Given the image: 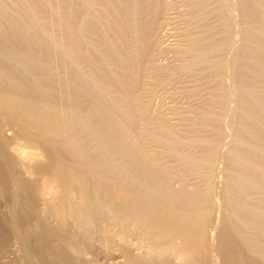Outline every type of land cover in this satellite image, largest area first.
I'll return each mask as SVG.
<instances>
[{"label":"rangeland","instance_id":"374dc122","mask_svg":"<svg viewBox=\"0 0 264 264\" xmlns=\"http://www.w3.org/2000/svg\"><path fill=\"white\" fill-rule=\"evenodd\" d=\"M104 1L0 0V264H228L226 243L239 264H264V0L256 17L243 0H144V24L117 5L129 60L109 50ZM13 92L38 96L55 129ZM132 160L199 204L177 210L199 237L166 233L162 214L141 219L111 191L108 174L130 176Z\"/></svg>","mask_w":264,"mask_h":264},{"label":"bare ground","instance_id":"6f19581e","mask_svg":"<svg viewBox=\"0 0 264 264\" xmlns=\"http://www.w3.org/2000/svg\"><path fill=\"white\" fill-rule=\"evenodd\" d=\"M144 0H107V2L111 5L110 7H111V9L110 10H108L109 12V15L113 18V17H116L117 19H112L111 18V20H114V22L113 23H111V24H109V29H107L108 30V32H110V35L113 37V39H111V40H113V41H111V40H109L112 44H114V49H112L111 50V46H112V44H111V46H110V51H113V50H115V48H117V50H116V52H117V54L120 56V53H118V50H123L124 48H125V46H127V45H125V43L127 42L126 40H127V38H126V36L128 37V34H127V32L125 31L126 29H128L127 27H125L127 24L126 23H128L129 21H126V19H128V18H126L127 17V15H129L128 17H129V19H130V17H131V15H132V18L133 19H130V20H134L135 22H139L140 24L142 23V24H144V23H146L145 22V20L147 19H145L143 16L142 17H137V14L135 13V12H137L138 13V10H142V13L144 12L143 11V9H144V5H147V3H146V1H144ZM159 2V0H154V2L155 3H158ZM256 1L257 0H243V2H242V7H243V10H244V13L246 14V15H248L249 17L251 16H253V17H256L257 16V14H258V12H257V7H256V5H257V3H256ZM80 2L82 3H80L81 5L80 6H84V8L86 9V11L88 12H90V10L92 9L91 7H93L92 5V0H80ZM94 2V1H93ZM104 2H106V0L104 1ZM153 2V3H154ZM146 3V4H145ZM148 3H149V0H148ZM226 3V2H225ZM94 5H95V3H94ZM120 6V9L123 11V12H125V13H123V12H119V11H121L120 9H119V7H118V9L119 10H117V8H116V6ZM226 5V4H225ZM146 7V6H145ZM82 8V7H81ZM84 8H82V9H84ZM116 8V9H115ZM147 9H148V7H146ZM145 8V9H146ZM84 9V10H85ZM95 9V8H94ZM93 9V10H94ZM94 12V11H93ZM120 13V16H122L121 14L123 13V15H125V16H122V17H120V16H118L119 15V13ZM85 13V12H84ZM148 13V12H147ZM87 14V13H86ZM101 15V14H100ZM108 15V16H109ZM88 16V15H87ZM91 16H93V15H91ZM120 17V18H118V17ZM140 16V15H139ZM36 17V16H35ZM98 17H99V14H98ZM101 17V16H100ZM99 17V18H100ZM124 17V18H123ZM150 17V16H149ZM97 21H98V19H97V16H95L94 17ZM95 19H93V20H95ZM128 19V20H129ZM96 21V22H97ZM130 24V23H129ZM138 24V23H137ZM135 25V24H134ZM146 25V24H145ZM107 26V25H106ZM106 26H102V28L104 29V27H106ZM134 27H136V25L134 26ZM144 27H146V29H148L147 27H148V25L147 26H144ZM126 28V29H125ZM101 29V28H100ZM105 31V32H104ZM104 31H101L100 30V32L102 33H106V29H104ZM132 31V30H131ZM136 31V30H135ZM107 32V34L106 35H108L109 33ZM126 32V33H125ZM139 32V31H138ZM146 32V31H145ZM141 33L139 36H136L137 38H138V44H139V50H141V51H144V50H146L147 48H148V43L149 42H147V39H146V33ZM100 33V34H101ZM127 34V35H126ZM137 34V33H136ZM103 35V34H102ZM105 35V34H104ZM105 35V36H106ZM133 35H134V32H133ZM260 35L264 38V27L263 28H261V30H260ZM82 36L83 35H79V38H81V40L80 41H83L84 39L82 38ZM109 36V35H108ZM107 36V37H108ZM135 38V37H134ZM83 39V40H82ZM129 39V38H128ZM87 40V39H86ZM134 40V39H133ZM85 41V40H84ZM129 41V40H128ZM88 42V41H87ZM86 42V43H87ZM109 42V43H110ZM85 43V42H84ZM108 43V44H109ZM136 43V42H135ZM92 44V43H91ZM90 45V44H89ZM93 46V48H94V45H92ZM136 46V45H135ZM112 47V48H113ZM137 49V48H136ZM262 48H256L255 50H256V52H257V54H258V56L260 57V58H262V57H264V54H262V53H260V52H264V50H261ZM124 51H126V49L124 50ZM147 51V50H146ZM191 51H193V53H195L198 57L201 55V54H203V50L201 49V48H199L197 45H195V46H193L192 48H191ZM260 51V52H259ZM115 52V51H114ZM113 52V53H114ZM110 53H112V52H110ZM122 53V52H121ZM96 54V53H95ZM100 54V53H99ZM109 54V53H108ZM115 55H116V53H114ZM127 53H123V55H124V57H125V55H126ZM139 54V53H138ZM110 55V54H109ZM123 55L121 54V56L119 57L118 56V58H121L122 57V59H126V60H129L128 58H123ZM101 55H97V58H99ZM103 56V55H102ZM117 56V55H116ZM128 56V55H127ZM89 57V56H88ZM104 57H106L105 55H104ZM104 57H102V59L104 60L105 58ZM129 57V56H128ZM95 58H96V56H95ZM99 60H100V58H99ZM103 60H101L102 62H101V64L103 63V62H106L105 60L103 61ZM120 60V59H119ZM123 60H121V62H122ZM123 63V62H122ZM127 63H129V62H127ZM105 64H108V63H105ZM104 64V65H105ZM124 64H126L125 63V61H124ZM121 65L122 66V68H123V66H125V65ZM103 65V64H102ZM103 65V66H104ZM128 66H129V64L127 65V68H128ZM109 67V65H107V67L105 66V68H106V71H107V68ZM112 68V67H111ZM124 69H125V73L127 72V70H126V68L124 67ZM110 70V69H109ZM112 70V69H111ZM113 70H115V69H113ZM113 70L110 72V73H112L113 72ZM116 71V70H115ZM114 71V72H115ZM122 72V73H124L123 72V69H122V71L121 70H118L117 72H116V74L118 75V72ZM108 73V72H107ZM108 74V76L110 75H112V80H113V77L116 75L115 73V75H113V73L112 74ZM121 73V76L122 75H124V74H122ZM128 73V72H127ZM116 75V76H117ZM116 76H115V78H116ZM124 76H122L121 78H120V76L118 77V78H120V82H121V80H122V78H123ZM108 78H111V77H108ZM124 79V78H123ZM115 81V80H114ZM119 81H117V83H118ZM119 82V83H120ZM127 86H128V84H126ZM127 88V89H126ZM125 89L129 92V91H132V90H130V88H129V86L128 87H126ZM128 88H129V90H128ZM132 88H133V86H132ZM250 94H251V91H248ZM16 93V92H15ZM14 92L12 93V95L10 94L9 96H10V99H11V101L12 102H10V104L12 103V104H14V106H15V104L16 105H18V108H20L19 106H21V108H22V106L24 107V109L26 110L25 112H31V114L33 113V115L35 116L36 115V117H39V118H41V119H44V120H46L47 122H46V127L44 126V124H42V127L41 128H44L45 127V129L47 128L48 129V127H50V124L52 123L51 121H53V120H51L50 122V124L48 125V122H49V120L51 119V116H52V114H51V112L50 111H45L44 110V108L42 107V106H40V104H39V102H40V100L38 99L39 97L37 96L36 97V95H35V97L34 98H29L28 96H26L25 95V97L23 96H20V95H18V94H15ZM131 93V92H130ZM6 94H8V93H6ZM34 94V93H33ZM7 96V95H6ZM3 97L5 98V96H2V99H3ZM8 97V96H7ZM6 100V98L4 99V100H1V96H0V102L1 101H5ZM7 100H8V98H7ZM10 101V100H9ZM8 101V102H9ZM3 104V103H2ZM11 104V105H12ZM13 106V105H12ZM16 107V106H15ZM43 108V109H42ZM23 109V108H22ZM49 110V109H48ZM262 111H264V109L262 108ZM53 112V111H52ZM54 113V112H53ZM36 117H34V118H36ZM52 118H53V116H52ZM37 121V120H36ZM39 121V120H38ZM41 121H43V120H40V122ZM45 122V121H44ZM39 123V122H38ZM40 124V123H39ZM53 124V129H55V124L54 123H52ZM52 124H51V126H52ZM41 126V125H40ZM44 126V127H43ZM48 126V127H47ZM260 126H261V128H262V130L264 131V121L263 122H261L260 123ZM51 129V127L48 129V130H50ZM52 129V130H53ZM57 129V128H56ZM44 130V129H43ZM44 131H46V130H44ZM55 130H53V132H54ZM49 133H51L50 131H49ZM54 134V133H53ZM263 134H264V132H263ZM51 135V134H50ZM240 152V151H239ZM74 155V154H73ZM238 155H239V153H238ZM74 157V156H73ZM77 157V156H76ZM136 160V159H135ZM135 160H132L131 162H127V163H129L128 165V167L130 168V169H132L133 170V174H130V176H128V175H124V176H122V177H119L118 176V174H116V173H114V171H113V173H112V171H111V173H107L109 176L108 177H110V179L113 181V183H114V189H112V187H111V191L113 192L114 190H115V187H117V189L119 188V190L121 191V195L124 197V200H126L130 205H131V207L133 208V210H134V213L133 214H136V211L138 212V211H140V213L138 214L139 215V217L142 219H144V217H146V215L148 214H152V215H154V213H160V214H158L157 216H161V214H162V217H161V220L162 221H159L158 223L159 224H162V226L161 227H163V225L165 226V228H164V230H165V232L166 233H176V234H178L179 236H181L182 238H185V237H187V236H189V234H196L198 237H199V235L200 234H197V230L195 229V224L194 223H196V222H194V220L195 219H192L191 217H189L188 216V213H190L191 212V215L193 214V213H196L197 212V209L198 208H196V207H198L199 206V204H198V206H196L195 204V202L193 203V201H191V198H189V197H186V196H183L182 194H179V195H174V194H169V195H167V194H165V190H167L166 188H168L167 187V184H166V182H165V178L163 177V176H161V177H163L164 178V181H163V179H161V177H160V175H159V171L157 172L156 170H154V168H149L148 166L147 167H145L144 165H139L138 164V162L139 161H135ZM59 165H60V163H58ZM146 164V163H145ZM61 166V165H60ZM65 168V167H64ZM93 168V167H92ZM101 168V167H100ZM126 168V167H125ZM60 169H62V168H60ZM97 169V168H96ZM101 169H103V168H101ZM55 170V169H54ZM53 170V171H54ZM106 170V169H105ZM62 171V170H61ZM71 171V170H70ZM97 171V170H96ZM99 171V170H98ZM125 171H126V169H125ZM130 171V170H129ZM55 172V171H54ZM120 172H122V171H120ZM127 172V171H126ZM77 173H79V172H77ZM106 173V172H105ZM161 173V172H160ZM56 175H57V173H55ZM54 174V175H55ZM120 174V173H119ZM123 174H124V172H123ZM126 174V173H125ZM127 174H128V172H127ZM74 175V174H73ZM80 175V174H79ZM122 175V174H121ZM59 176V175H58ZM58 176L56 177L55 176V178H56V180L58 181ZM4 177V176H3ZM129 177V178H128ZM54 178V179H55ZM132 180H134V181H132ZM109 182V181H108ZM100 183V182H99ZM94 186V185H93ZM103 186V185H102ZM108 186V185H107ZM111 186V185H110ZM113 186V185H112ZM102 188V187H101ZM108 190V189H107ZM168 191H170V190H168ZM117 193V192H116ZM119 193V192H118ZM170 193V192H169ZM109 194V193H108ZM182 195V196H181ZM185 195V194H184ZM200 201V200H199ZM128 204V205H129ZM194 205L196 206L195 207V209H194ZM179 207H181V208H183V209H185V211L186 212H188V213H186V212H182V214L180 213V211H179V213H178V211L177 210H179ZM201 207V206H200ZM148 209V211H147V214H146V210ZM206 208V207H205ZM144 210H145V213H144ZM182 210V209H181ZM193 212V213H192ZM199 212V211H198ZM200 214V213H199ZM190 215V214H189ZM195 215V214H194ZM128 216V215H127ZM150 216V215H149ZM156 216V215H155ZM155 216H153V217H155ZM152 217V218H153ZM194 217V216H193ZM156 218V217H155ZM160 217H158V219H159ZM199 218V217H198ZM146 219V218H145ZM157 219V218H156ZM160 220V219H159ZM159 224H157V226L159 225ZM197 224H199V223H197ZM196 224V225H197ZM159 228V227H158ZM162 229V228H161ZM160 229V231L162 232L163 230H161ZM165 232H164V234H165ZM163 233V232H162ZM158 234H160V233H158ZM175 234V235H176ZM166 235V234H165ZM169 235V234H168ZM196 236V237H197ZM198 237H197V241H195L196 242V245L194 246L195 248H191V249H186V248H188V245L187 246H185L186 248H182V246H184V245H182L181 246V249H180V251H179V257H180V259H181V263H182V261L184 262H186V260L191 256V255H193V253L195 252V250L197 251L198 250V248H199V245H197L198 243H201L200 242V240H198ZM204 238V237H203ZM226 238V237H225ZM200 239V238H199ZM199 241V242H198ZM194 242V243H195ZM198 242V243H197ZM226 243V242H225ZM203 244H204V242H203ZM202 244V245H203ZM201 245V244H200ZM201 245V249H202V246ZM225 250H227L228 251V260H229V263L228 264H239V262H238V260H237V257L235 256L236 255V253L234 254V245L233 244H229V243H226L225 245ZM179 249V248H178ZM200 248H199V250H201ZM198 253V252H197ZM200 253H202L201 251H200ZM30 254V253H29ZM55 254V253H54ZM203 254V253H202ZM204 255V254H203ZM68 256V255H67ZM55 257V256H54ZM41 258V257H40ZM50 261H51V259H49ZM46 261H47V259H46ZM141 261V260H140ZM145 261V260H144ZM143 261V262H144ZM48 262V261H47ZM142 262V261H141ZM142 262V264H146V263H143ZM146 262V261H145ZM228 262V261H227ZM36 263V262H35ZM52 263V262H51ZM137 264H141V263H137ZM163 264H165V263H163ZM166 264H169V263H166ZM171 264V263H170Z\"/></svg>","mask_w":264,"mask_h":264}]
</instances>
